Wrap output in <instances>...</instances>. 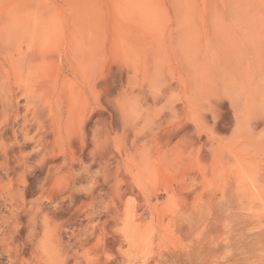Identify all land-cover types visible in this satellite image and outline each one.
<instances>
[{
	"label": "bare ground",
	"instance_id": "1",
	"mask_svg": "<svg viewBox=\"0 0 264 264\" xmlns=\"http://www.w3.org/2000/svg\"><path fill=\"white\" fill-rule=\"evenodd\" d=\"M14 3L0 0V259L170 264L184 244L175 231L191 206L188 180L191 194L202 188L195 208L212 189L221 204L235 191L264 209V0H222L201 29L180 13L165 47L152 23V38L122 50L128 76L113 99L89 22L29 19ZM226 99L224 136L216 114ZM30 174L40 183L31 201ZM79 213L84 227L72 221Z\"/></svg>",
	"mask_w": 264,
	"mask_h": 264
},
{
	"label": "rangeland",
	"instance_id": "2",
	"mask_svg": "<svg viewBox=\"0 0 264 264\" xmlns=\"http://www.w3.org/2000/svg\"><path fill=\"white\" fill-rule=\"evenodd\" d=\"M14 2L17 13L29 11V19H41L45 22L53 20L70 24L79 20L77 22H89L92 25L95 46L93 48L95 55L97 54L98 69L103 72V78L110 85V94H114V96L111 95V99L117 97L118 79L121 74L124 79L128 76L126 74L129 68L123 58L125 54L122 50H128L130 45L134 46L132 49H135L137 45L142 46L152 38L151 31L147 28L152 26L156 28L161 37L160 47H165L167 40L171 41V38H174L180 13L182 18L194 20L196 26L201 29L205 23L219 14L222 8V0H14ZM179 2H184L186 6L182 12L178 9ZM184 4L182 3V6ZM62 54L65 59V54L63 52ZM51 55L57 56L55 52ZM222 102L216 118L218 126L224 128L222 135L225 136L229 135L233 129L231 124L233 109L229 99ZM21 103L24 102L21 101ZM214 120L215 118L211 117V121L214 122ZM96 123H98L97 117L89 122L87 131L90 135L96 129ZM2 128L3 126H0V130ZM20 141H23L21 136ZM29 147L32 145L29 144ZM1 175L4 177L3 172ZM172 180L170 182L174 185L173 187L180 191L181 184L185 182L183 177L178 173ZM27 182L26 189L31 201L40 193V183L34 174L28 176ZM187 183L188 191L185 195L188 196L191 206L186 208L187 215L181 219L175 231L177 239L182 240L184 244L179 246L180 248L177 246L174 250L173 261L170 264H200L202 263L201 253L204 255L202 264H264V209L256 208V203H252L248 196L235 191H229L221 204L220 198L216 197L212 189H206L203 200L195 208L191 202L195 203L199 200L194 201L193 197L202 194V188L197 184L195 192L191 194L194 184L192 185L190 180ZM84 188L87 189V187ZM84 188L82 195L85 196ZM157 198L161 202L166 201L164 188L158 190ZM67 206L66 204V212ZM1 209L3 210L2 206H0ZM71 212L65 213L67 218H69L68 213ZM200 215L202 218H199ZM73 218L72 221L78 226H86L84 213H79ZM202 221H205L204 225ZM124 228L125 222L115 226V230L122 231ZM64 236L67 237L68 234L65 233ZM116 238H112L114 250L118 253L119 250L127 252L128 247L122 248L120 240ZM119 262L120 260H114L110 264ZM0 264H7L6 258L0 259Z\"/></svg>",
	"mask_w": 264,
	"mask_h": 264
}]
</instances>
